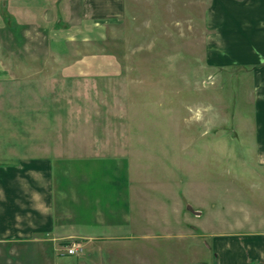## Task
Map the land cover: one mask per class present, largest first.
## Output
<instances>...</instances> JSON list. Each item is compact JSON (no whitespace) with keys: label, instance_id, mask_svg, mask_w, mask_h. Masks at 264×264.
Returning a JSON list of instances; mask_svg holds the SVG:
<instances>
[{"label":"rangeland","instance_id":"1","mask_svg":"<svg viewBox=\"0 0 264 264\" xmlns=\"http://www.w3.org/2000/svg\"><path fill=\"white\" fill-rule=\"evenodd\" d=\"M5 1L1 162L127 159V239L161 264L264 233V0ZM100 58L118 73L62 72Z\"/></svg>","mask_w":264,"mask_h":264},{"label":"crops","instance_id":"2","mask_svg":"<svg viewBox=\"0 0 264 264\" xmlns=\"http://www.w3.org/2000/svg\"><path fill=\"white\" fill-rule=\"evenodd\" d=\"M78 1L82 9L92 3L115 10L111 17L119 16L123 7V0ZM53 2L8 0L7 3L20 8ZM86 16L88 21L92 19ZM83 18L82 22H86ZM4 25L0 18V28ZM62 72L113 75L118 73V67L100 58L94 66L79 61L64 67ZM5 88L2 78L0 92ZM20 152L14 162L0 161V264H161L160 259L151 258L147 244H133L127 239L134 232L128 214L129 189L125 188L127 159L116 156L22 159ZM191 236L194 241L198 239L195 233ZM206 237L210 241H204V249L210 251V258H199L193 245L190 249L195 253L191 259L194 264H264V233L224 234L219 238L206 234ZM70 241L79 242L84 252L73 257L64 254L62 246Z\"/></svg>","mask_w":264,"mask_h":264},{"label":"built area","instance_id":"3","mask_svg":"<svg viewBox=\"0 0 264 264\" xmlns=\"http://www.w3.org/2000/svg\"><path fill=\"white\" fill-rule=\"evenodd\" d=\"M82 250V245L77 241H70L62 246V252L66 255L81 254Z\"/></svg>","mask_w":264,"mask_h":264}]
</instances>
